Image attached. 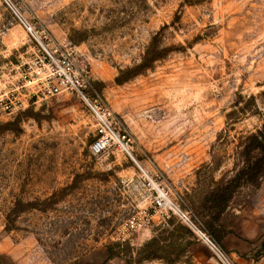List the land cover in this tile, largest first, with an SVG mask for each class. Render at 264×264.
Instances as JSON below:
<instances>
[{"label":"rangeland","instance_id":"rangeland-1","mask_svg":"<svg viewBox=\"0 0 264 264\" xmlns=\"http://www.w3.org/2000/svg\"><path fill=\"white\" fill-rule=\"evenodd\" d=\"M9 1L88 57L90 91L182 208L217 240L264 242V0ZM39 55L0 0V97L16 102L0 105V264H78L103 245L110 264H193L197 237L116 145L96 149L87 105L25 95Z\"/></svg>","mask_w":264,"mask_h":264},{"label":"built area","instance_id":"built-area-1","mask_svg":"<svg viewBox=\"0 0 264 264\" xmlns=\"http://www.w3.org/2000/svg\"><path fill=\"white\" fill-rule=\"evenodd\" d=\"M18 16L25 31L33 38L38 46L40 55L34 66L29 65L24 75L25 95L33 101L45 100L56 95L74 93L90 109L97 127L98 138L94 144L96 149L116 145L126 157L132 159L146 187L151 191L157 205L163 208L167 215L178 217L212 252L215 264H239L234 256L206 228L203 219L195 213L181 207L163 183L150 172L135 157L127 141L128 133L122 130L116 122L114 112L102 102L98 93L90 91V62L84 53L65 48L63 45L51 42L47 35H42L35 26L14 5L5 0ZM0 105L7 111H12L16 102L7 97H0ZM145 224L138 217L137 226ZM254 264H264L256 262Z\"/></svg>","mask_w":264,"mask_h":264},{"label":"crops","instance_id":"crops-1","mask_svg":"<svg viewBox=\"0 0 264 264\" xmlns=\"http://www.w3.org/2000/svg\"><path fill=\"white\" fill-rule=\"evenodd\" d=\"M213 230L221 244L239 264H254L264 261V242H256L252 238L231 230L224 231L217 228ZM190 254L193 264H215L212 252L200 240L195 241L190 246ZM112 260L111 249L103 245L89 250L78 261V264H110Z\"/></svg>","mask_w":264,"mask_h":264}]
</instances>
